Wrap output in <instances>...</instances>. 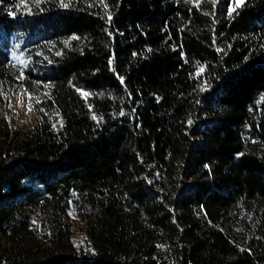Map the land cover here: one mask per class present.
Here are the masks:
<instances>
[{
  "label": "trees",
  "instance_id": "16d2710c",
  "mask_svg": "<svg viewBox=\"0 0 264 264\" xmlns=\"http://www.w3.org/2000/svg\"><path fill=\"white\" fill-rule=\"evenodd\" d=\"M20 2L0 100L41 103L0 111V264H264V0Z\"/></svg>",
  "mask_w": 264,
  "mask_h": 264
},
{
  "label": "rangeland",
  "instance_id": "374dc122",
  "mask_svg": "<svg viewBox=\"0 0 264 264\" xmlns=\"http://www.w3.org/2000/svg\"><path fill=\"white\" fill-rule=\"evenodd\" d=\"M234 0H231V7ZM84 93V91H83ZM29 95L32 97L29 100ZM40 94L37 91H27L24 88H20L19 91L11 93L8 91H2L0 100V111L4 112L6 116L14 124H26L32 125L36 120V101L40 98ZM31 107V110H29ZM78 229L76 234V240L80 243L83 240L81 222L79 219L75 220Z\"/></svg>",
  "mask_w": 264,
  "mask_h": 264
},
{
  "label": "snow or ice",
  "instance_id": "6c2138e0",
  "mask_svg": "<svg viewBox=\"0 0 264 264\" xmlns=\"http://www.w3.org/2000/svg\"><path fill=\"white\" fill-rule=\"evenodd\" d=\"M34 2H35V4H36V6L38 7L39 4H40V2H41V0H34ZM99 2H100V3H103V0H99ZM211 2H212L213 4H216V3H217V0H211ZM195 3H196V6L199 7V5H200V3H201V0H195ZM245 3H246V0H234V2H233V6H232L231 9H230V13H231V12H235L237 8L243 6ZM60 5H61V7H64V8H67V7L70 6L69 3H65V0H60ZM90 6H91V5H90ZM16 7H17V8H20V7H25V8H27V7H28V5H27V0H21V2H20L19 4H17ZM104 7L107 8V5H104ZM9 15H15V13H13L12 11H9ZM213 15H214V13H213ZM107 19H108V21H109V23H110L111 20H112V16H111L110 13L107 14ZM73 39H78V37H73ZM217 50H218V51H222V49H217ZM201 71H203L202 68H201ZM119 79H120L121 83H123V77H119ZM82 94H83L84 96H87V95H88V93H86V92H84V93H82ZM31 99H32V97L29 95V100H31ZM36 103H41V101H40V100H37ZM29 110H31V107H30ZM41 111H43V109H41ZM120 115H124V113L121 112ZM93 119H96V117L93 116ZM61 126H62V122H61ZM53 127H55V125H53Z\"/></svg>",
  "mask_w": 264,
  "mask_h": 264
}]
</instances>
